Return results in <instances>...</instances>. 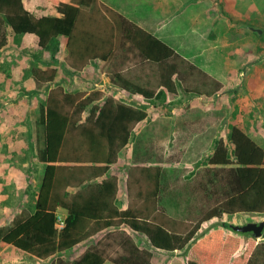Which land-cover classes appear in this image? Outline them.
<instances>
[{"label": "trees", "instance_id": "trees-1", "mask_svg": "<svg viewBox=\"0 0 264 264\" xmlns=\"http://www.w3.org/2000/svg\"><path fill=\"white\" fill-rule=\"evenodd\" d=\"M27 1L0 0V50L10 37L20 41L32 34L39 48L56 58L64 38L69 71L80 73L89 63L103 61L117 89L154 106L181 91L209 98L224 88L220 80L100 0H39L55 10L39 17L27 8ZM260 38L264 40V33ZM132 67L139 69L135 79L127 74ZM33 74L38 82L50 84L56 82L58 69L34 68ZM148 116L145 106L99 90L74 93L61 84L50 88L38 120L44 141L38 158L45 167L35 209L0 227V242L42 261L55 258V264H154L153 252L140 247L130 230L155 249L185 252V260L170 264H264V238L237 232L223 220L239 213L264 216V146L239 125L231 126L227 140H215L212 153L196 164L205 170L190 194L197 204L191 205L195 219L188 224L162 206L170 192L159 167L131 169L132 176L140 172L143 177L135 178V185L145 179L153 188L128 192L131 205L119 208V180L109 171ZM58 207L67 214L61 231L55 227ZM212 219L221 220L220 226L198 236ZM99 237L78 258H62Z\"/></svg>", "mask_w": 264, "mask_h": 264}, {"label": "rangeland", "instance_id": "rangeland-1", "mask_svg": "<svg viewBox=\"0 0 264 264\" xmlns=\"http://www.w3.org/2000/svg\"><path fill=\"white\" fill-rule=\"evenodd\" d=\"M250 1L253 7L247 12L248 18L252 19L258 14L257 23L264 33V0ZM31 2L37 1H27L30 7ZM229 8L228 5L225 7L227 11ZM244 32L252 36L245 47L249 52L246 55L248 65L245 66L248 74L237 85L229 86L226 93L220 96L208 98L195 95L196 98L181 91L179 96H167L163 105L154 106L144 102L143 97L122 91L117 93L104 85L98 86L103 84L100 78L93 79L91 84L79 85L77 89L78 92H87L91 88L99 91L100 88H106L108 95L116 94L119 99L147 108L149 116L134 130L132 141L122 151L118 166L124 177L136 165L162 168L164 182L165 179L168 182L166 192H170L162 206L170 216L186 221V224L194 218L191 205L197 204L190 196L192 188L205 170V166L198 167L196 164L212 153L215 140H227L231 126L239 125L264 146V40L260 38L263 33L257 35L249 30ZM19 43L10 37V45L0 50V227L12 225L17 215L22 212L31 213L35 209L36 192L45 167L38 158L39 149L44 143L38 120L49 89L56 85L43 84L35 79L33 69L36 66L28 62L32 53L28 49L18 53ZM66 64L63 65L68 68ZM63 65L59 69L58 79L62 77L66 81ZM137 73L139 69L134 67L127 72L133 79ZM104 82L108 83L106 80ZM147 183H151L150 187L153 188L152 182ZM150 187L147 184L144 191ZM223 220L231 224H245L260 222L264 216L239 213L225 216ZM220 222L219 219H212L204 223L198 236L219 227ZM226 231L232 233L227 228ZM239 235L244 240L247 238L243 234ZM263 238L264 231L257 239ZM93 239L97 238L86 240L78 247L66 251L62 258L72 260L77 251L91 244ZM141 244L153 252L155 264H170L175 259L185 260V252L169 253L155 249L145 237ZM54 261L55 258L39 260L0 242V264H55Z\"/></svg>", "mask_w": 264, "mask_h": 264}, {"label": "crops", "instance_id": "crops-1", "mask_svg": "<svg viewBox=\"0 0 264 264\" xmlns=\"http://www.w3.org/2000/svg\"><path fill=\"white\" fill-rule=\"evenodd\" d=\"M33 1L37 2H31L32 7H30L27 2L26 6L36 16L54 15L55 10L52 6L38 0ZM100 1L164 41L182 56L220 80L224 84V88L215 96L225 94L229 86L237 85L239 80L246 78L248 74L247 68L245 67L248 65L246 55H249V52L245 50V47L248 42L252 40V36L250 33H245L244 30H249L251 33L253 31L244 28L242 24L246 23V25L261 27V25L257 23V19L259 18L258 14L252 19L248 18L247 12L249 8L253 7V2L250 0ZM227 5L230 7L229 11L225 9ZM62 42L60 52L56 55V58H53L50 52L43 51L39 48L38 38L35 35L25 34V36L20 39L17 51L20 53L28 49L29 52L32 53V55L29 56L28 62L32 65L34 64L36 66L35 68L47 69L49 67H56L59 72L61 65L66 64L65 59L68 55L66 40L63 38ZM35 54L37 56H35ZM247 58L249 59V56ZM64 68L68 81H65L62 77L58 79V75H60V73H58L55 84L64 86L65 83L66 86H64V88L69 92H78L77 89L79 85H86V83L91 84L93 79L96 80V78H100L103 79V84L101 85L100 83V85H98V83H95L96 85H104L110 90L121 93V91L110 82V78L106 74L107 65L103 61L89 63L80 73L71 74L68 68L65 66ZM62 75L64 74L62 73ZM73 76L77 77V79ZM104 80L108 83H105ZM105 89L106 88H100V91L106 93ZM94 90L96 89L91 88L87 90V92L89 93ZM109 95L119 99L116 94ZM135 96L141 98V96ZM192 97L196 96L192 95ZM137 127L139 126L137 125L136 128ZM120 155L117 163L111 166L109 175L118 177L119 193L117 204L120 209H127L133 200L128 192H136L142 188L144 190L147 184L145 179L144 181L141 180L138 185L134 184L135 178L139 177L143 179V177L140 172L132 176L131 169L133 167L129 169L126 177L122 176L120 171L121 168L118 166ZM136 167H143V165H136L134 168ZM128 232L133 236L140 247L149 249L141 244L142 240H144L142 235L131 233L130 230H128ZM100 237L96 240H91V244H87L83 249L81 248L77 251L78 253L75 258L81 256L89 246L96 244ZM78 246L79 245L76 247Z\"/></svg>", "mask_w": 264, "mask_h": 264}, {"label": "water", "instance_id": "water-1", "mask_svg": "<svg viewBox=\"0 0 264 264\" xmlns=\"http://www.w3.org/2000/svg\"><path fill=\"white\" fill-rule=\"evenodd\" d=\"M244 28L250 29L258 35L263 33V28L242 24ZM233 230L241 233H252L255 238H260L264 231V220L260 222H248L245 224H232Z\"/></svg>", "mask_w": 264, "mask_h": 264}, {"label": "built area", "instance_id": "built-area-1", "mask_svg": "<svg viewBox=\"0 0 264 264\" xmlns=\"http://www.w3.org/2000/svg\"><path fill=\"white\" fill-rule=\"evenodd\" d=\"M55 216H56L55 227L58 231H61L66 226V216H67L66 211L63 210L61 207H58L55 212Z\"/></svg>", "mask_w": 264, "mask_h": 264}]
</instances>
